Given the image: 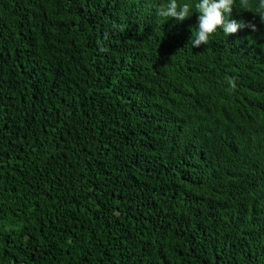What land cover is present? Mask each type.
<instances>
[{
	"label": "trees",
	"instance_id": "16d2710c",
	"mask_svg": "<svg viewBox=\"0 0 264 264\" xmlns=\"http://www.w3.org/2000/svg\"><path fill=\"white\" fill-rule=\"evenodd\" d=\"M164 2L0 0V264H264V22Z\"/></svg>",
	"mask_w": 264,
	"mask_h": 264
},
{
	"label": "clouds",
	"instance_id": "9594fccd",
	"mask_svg": "<svg viewBox=\"0 0 264 264\" xmlns=\"http://www.w3.org/2000/svg\"><path fill=\"white\" fill-rule=\"evenodd\" d=\"M234 5L259 15L261 22H264V0H256L255 4L252 0H166L159 4L156 14L165 20L174 18L184 21L193 14L194 8L199 15L189 43L192 47H200L202 44L208 45L217 30H222L225 36L234 34L241 28H250L254 32L258 30L253 21L237 22L229 19ZM225 80L228 90L234 91L237 87L235 80L230 77H225Z\"/></svg>",
	"mask_w": 264,
	"mask_h": 264
}]
</instances>
